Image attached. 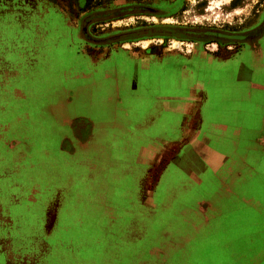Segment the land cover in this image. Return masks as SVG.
<instances>
[{"label":"rangeland","instance_id":"obj_1","mask_svg":"<svg viewBox=\"0 0 264 264\" xmlns=\"http://www.w3.org/2000/svg\"><path fill=\"white\" fill-rule=\"evenodd\" d=\"M263 7L0 0V264H264L258 125L243 129L250 159L198 177L187 157L189 172H165L180 144L150 146L155 161L138 166L130 145L153 97L174 109L154 132L180 126L183 67L201 47L220 53L218 41L227 55L239 49L228 37L257 35Z\"/></svg>","mask_w":264,"mask_h":264},{"label":"crops","instance_id":"obj_2","mask_svg":"<svg viewBox=\"0 0 264 264\" xmlns=\"http://www.w3.org/2000/svg\"><path fill=\"white\" fill-rule=\"evenodd\" d=\"M190 57L187 59L190 60ZM183 68L185 72L182 73L181 84L189 89V95L177 98L183 99V109L179 112L183 117L182 122L179 127L172 129L164 124V132H154L162 124L160 122L164 112L171 109L164 101L172 98L153 97L155 111L148 117L147 122L143 123L138 131L140 134L133 138L140 143L130 142L131 147L138 145L137 149L132 147V150L138 152L136 166L142 159L149 164L155 161V150L152 148L153 151H150V146L164 144L166 149L168 145L180 144L178 153L165 166V172L171 167L181 172H189L185 166L182 167L185 157L190 159V162H195L197 169L194 172H201L195 175L196 177L207 172H220L225 167L229 172L235 168L236 154L240 153L242 158L247 160L251 158V147L240 148L241 139L246 138L243 129L247 123L253 121L258 125L255 130H259L253 135L256 142L264 147V31L228 55L224 52L208 54L201 47L197 49L194 62ZM173 131L176 135L171 137ZM246 134L250 138V132L246 131ZM207 145L210 146L209 150ZM146 146L147 156L144 152L140 154V149L144 150ZM62 156L71 157L73 160L72 154ZM193 156L195 158H192ZM204 158H207L206 162ZM47 160L50 163L52 158L48 157ZM201 162L203 166L199 167L197 164ZM239 162L236 163L237 166L240 165ZM51 169L49 166L46 172ZM193 176L194 174H191L188 177L192 180ZM195 180L201 182L196 178Z\"/></svg>","mask_w":264,"mask_h":264},{"label":"flooded vegetation","instance_id":"obj_3","mask_svg":"<svg viewBox=\"0 0 264 264\" xmlns=\"http://www.w3.org/2000/svg\"><path fill=\"white\" fill-rule=\"evenodd\" d=\"M232 1H234V0H231V2ZM264 8V7H263ZM264 10V9H263ZM258 27H259V29L257 30V33L259 34V33H261L262 31H264V14H263V20H262V22L258 25ZM252 32H254L253 30H251ZM251 31H245V32H242L241 34L240 33H231V34H233L232 36H229L228 38H229V40L230 41H228V43H230V44H234V42L235 43H237V44H240V45H243L245 42H248L249 40H251V39H253L255 36H257V35H255L254 33L253 34H251ZM215 33H217V34H215V35H217L218 36V33H220V32H216L215 31ZM231 34H229V35H231ZM236 34H238V35H236ZM255 35V36H254ZM219 42V46L217 45V51H220L221 50V52H224L225 53V49L223 50V49H221L220 48V44H222L220 41H218ZM227 49H230V48H227Z\"/></svg>","mask_w":264,"mask_h":264},{"label":"bare ground","instance_id":"obj_4","mask_svg":"<svg viewBox=\"0 0 264 264\" xmlns=\"http://www.w3.org/2000/svg\"><path fill=\"white\" fill-rule=\"evenodd\" d=\"M222 1H224V2H228V0H222ZM218 2V1H217ZM217 2L215 3V4H217ZM174 47V46H173Z\"/></svg>","mask_w":264,"mask_h":264}]
</instances>
